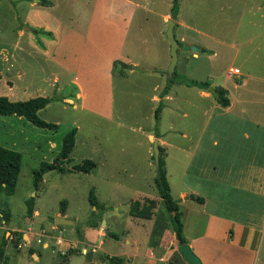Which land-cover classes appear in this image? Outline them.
Wrapping results in <instances>:
<instances>
[{
    "label": "rangeland",
    "instance_id": "374dc122",
    "mask_svg": "<svg viewBox=\"0 0 264 264\" xmlns=\"http://www.w3.org/2000/svg\"><path fill=\"white\" fill-rule=\"evenodd\" d=\"M138 2L144 6V10L139 9L136 13L128 29L123 50L142 67H134L133 71L127 72L125 78L121 74L120 65L115 69L113 114L112 118L108 119L96 114L84 115L82 111L74 109L71 104L62 100V96L72 92L73 86L60 82L59 90L58 84L52 78L54 68L51 63L46 62L48 58L42 52L24 49V38L17 34L21 27L29 26L27 21L22 24L26 0H0V94L5 95L3 92L14 83L20 95L12 100H25L39 95L50 97V102L38 115L47 122L57 124L56 128L49 129L35 126L25 118L13 114L0 115V145L21 154L14 192L11 195H0V208L9 212L8 220L0 216V220L6 223H0L5 227L0 228V264H89L93 259L95 261L92 264H111L107 258L89 259L82 251L83 247L87 248L89 245L81 242L71 243L70 249L64 252H60L59 247L55 249L53 244L43 248L42 242L47 240V236L53 235L54 229L62 227L66 234L72 236L65 238L77 239L79 232L85 227H91V219H98L102 215L106 217L105 228L109 226L110 231L119 229L117 231L121 233L127 206L134 200H138L142 206L152 199L154 214L168 222L169 213L164 209L154 183L157 171L152 155L153 142L149 140L148 134L156 131L164 133L165 138L169 140L184 142L185 140L179 137L180 131L192 132L199 123L213 124L216 121L228 120L236 123L246 122L231 115L225 118L221 111H214L212 114L209 105L189 90V86L180 83L178 78L174 79L170 87L172 98L165 102L159 119H154L153 111L159 99L153 101L152 96H158L161 90L155 91L154 86L160 83L165 85L167 81L165 63L170 57V41L166 36L167 23L163 14L170 13L171 0ZM260 4H264V0H178L179 17L185 26L173 27L175 39L181 42L180 33L202 39L215 53L217 49L218 55L193 59L192 51L179 45L175 71L188 78L207 80L209 86L215 90L221 86L216 82V77L214 79L208 74L216 75L218 72L219 75L224 72L225 77L229 66L238 67L242 71L253 67L252 71L264 74V63H253L252 66L250 61L253 57L245 63V47L241 42L246 24L245 13L256 9ZM262 12L264 13V10ZM256 20L264 21V17H257ZM232 28H241L235 41L238 55L233 58L234 48L222 49L208 37L197 34V30H200L217 35L220 31ZM44 35L47 36L45 38H52V35ZM34 42L42 47L39 36H35ZM149 66L152 67L148 68ZM227 74L230 78L229 69ZM244 88L250 92L260 91L264 94V82L248 81ZM207 93L210 95V92ZM71 128H77L75 144L69 159L59 162L66 170L60 172L54 167L53 161L59 151L62 137ZM169 128L178 129L180 133L168 130ZM168 152L163 166L170 194L177 199L181 187H189L197 181V164L203 162L206 156L201 160L196 157L188 173L186 171L187 175L182 177V157L173 149ZM85 158L96 162V167L89 172L72 169L74 164ZM44 162H47L48 166H44V172L34 185V171L39 170ZM91 191L96 197V205L89 201ZM144 194L147 196H141ZM29 199H32L38 215L46 217L37 224L42 228L44 236L39 235L38 242L34 239L31 242V247L37 250L38 259L31 256L26 246L20 250L15 249V245L23 242L22 235L10 230L11 227L24 229L28 223L33 227L37 226L33 223V217L32 222L25 219L26 201ZM63 200L65 203L62 210ZM179 204L183 211L180 200ZM61 211L65 218L73 220L78 226L56 225L55 228H49L55 225L54 218ZM113 220L117 222L118 227L116 224L112 227ZM99 224L102 227L101 220ZM5 231H8L7 237L12 235L13 238L3 249L7 240ZM24 238H27V232ZM261 256L264 260V239L260 259Z\"/></svg>",
    "mask_w": 264,
    "mask_h": 264
},
{
    "label": "crops",
    "instance_id": "0c3cea01",
    "mask_svg": "<svg viewBox=\"0 0 264 264\" xmlns=\"http://www.w3.org/2000/svg\"><path fill=\"white\" fill-rule=\"evenodd\" d=\"M25 8L22 24L27 21L30 27H21L17 34L24 38V49L42 52L48 58L46 62L54 68L52 78L59 90L60 82L73 86V93L62 96V100L84 115L96 114L111 119L115 69L120 65L125 78L134 67H142L127 56L123 49L128 29L138 10H144V6L138 0H26ZM262 10L264 4L245 13L246 24L241 42L245 47L244 61L247 64L249 58L253 57L250 61L252 66L253 63H264V21L256 20L257 17H264ZM163 18H171L170 13L165 12ZM174 22V27L185 26L179 11ZM240 29L220 31L217 35L197 30V34L208 37L222 49L234 48L233 58L238 55L235 41ZM44 34L52 35V38H45L47 36ZM35 36L40 37L42 47L34 42ZM180 41V46L189 44L198 47V51L185 49L192 51L193 59L218 55L217 49L215 53L202 39L180 33ZM169 61L170 57L165 65ZM252 69L242 71L238 68L239 73L230 75V78L227 72L225 77L224 72L219 75L218 72L216 75L208 74L214 79L216 77L219 86L227 90V106L218 104L216 98L207 93L208 88L189 86V90L209 105L212 114L221 111L225 118L231 115L246 122H204L197 124L192 132L182 130L181 133L178 129H168L179 132L184 142L169 140L164 133L156 131L157 137L154 133L148 134L149 140L158 139V145L163 149L164 163L169 149L182 157V177L187 175L196 157L201 160L206 156L203 162L197 164V181L189 187H181L177 198L186 243L203 264H264L262 256L259 258L264 239V94L244 88L248 81L264 82V74ZM8 87L3 92L8 98L19 97L20 92L14 83ZM163 87L164 84L160 83L154 89L159 91ZM170 87L171 84L161 98L155 94L152 96L153 101L160 99L162 102L159 114L165 102L172 98ZM190 195L203 197V202L192 200ZM179 200L183 204V211ZM129 207L130 203L120 228L122 234L118 232L119 229L110 231L108 226L107 232L116 235L109 236L99 224L85 227L77 239H67L65 236H72L66 234L62 227L54 229L53 235L47 236V240L42 242V247L48 248L53 244L55 249L59 247L60 252H64L70 249L71 243L81 242L91 246V252L96 254L93 258H107V261L108 257L116 256L123 264H188L177 251L178 242L169 220L167 222L157 217L154 208L149 218L134 216L129 214ZM32 215H38L34 207ZM101 218L106 221L104 215ZM25 219L32 222L28 217ZM0 221L6 224L4 220ZM115 224L117 222L113 220L112 227ZM10 230L22 235L23 242L15 245V249L26 246L28 250L32 249L33 252H29L31 256L38 259L37 250L31 247V242L33 239L38 242L39 235L44 236L40 225L33 227L28 223L24 229L11 227ZM57 232L59 235H56ZM12 238V235L7 237L3 249ZM85 249L83 247L82 251Z\"/></svg>",
    "mask_w": 264,
    "mask_h": 264
},
{
    "label": "trees",
    "instance_id": "16d2710c",
    "mask_svg": "<svg viewBox=\"0 0 264 264\" xmlns=\"http://www.w3.org/2000/svg\"><path fill=\"white\" fill-rule=\"evenodd\" d=\"M178 13V0H171L170 6V16L174 19ZM178 78L180 83H183L187 86H197L202 89H207L209 87L208 81H196L194 79L188 78L184 75H181L174 72L171 79L167 80L164 87L158 94V97L161 98L168 90L169 85L174 82V79ZM219 96L215 99V101L221 106H227L229 104V99L227 97V90L223 87H218L216 89ZM50 102V97L47 96H35L25 100H12L8 98L6 95L0 94V115H16L19 117L25 118L31 124L43 127V128H56L57 124L52 122H47L41 119L38 115L39 111L44 108ZM162 106V102L159 99L157 106L153 111V116L155 120H158V115L160 108ZM75 132L76 128H71L61 140V145L59 151L54 158L53 164L54 167L60 171H66L64 167L60 165V161L68 160L70 157V153L73 149L75 142ZM154 135L157 137L158 135L154 132ZM163 149L159 146V168L157 174L154 178L155 187L158 192V196L160 201L164 207V209L169 213V222L171 223V228L174 233V236L177 239L178 245L186 243V239L182 232V222H181V211L179 210L178 200L174 199L170 194V187L166 178V171L163 166L164 161L162 157ZM20 161L21 154L13 149L4 147L0 145V195H11L14 192L16 179L20 169ZM44 166H48L47 162H44L42 167L39 170L34 171L33 182L34 185L37 184V181L40 179L41 173L44 172ZM95 166V162L92 159L85 158L80 163L74 164L72 166L73 170L80 172H89ZM190 198L196 202L202 203L203 197L198 195H190ZM89 201L92 205H96V197L92 193H89ZM61 205V209H64L63 200ZM153 200L149 199L147 205H139L137 200L133 201L129 207V214L149 218L152 214ZM33 213V202L32 199L26 201V217L32 220ZM0 216H3L4 219H9V212H4L3 209L0 208ZM101 220V216L98 219H91L89 221V225L98 226L99 221ZM107 235L115 237L116 235L113 232H107ZM179 252V250H177ZM2 252V249H1ZM29 252L32 253V249H29ZM180 253V252H179ZM108 261L111 264H123L120 259L116 256L108 257Z\"/></svg>",
    "mask_w": 264,
    "mask_h": 264
},
{
    "label": "water",
    "instance_id": "95a60500",
    "mask_svg": "<svg viewBox=\"0 0 264 264\" xmlns=\"http://www.w3.org/2000/svg\"><path fill=\"white\" fill-rule=\"evenodd\" d=\"M167 23V29H166V36L170 41V50H169V55H170V61L167 65V70H166V80L171 79L175 72V65L177 62V49L179 47L178 41L175 39L174 34H173V27H174V20L172 18H169L166 20ZM183 49H191L193 51H198V47L194 45H189V44H183L182 45ZM130 67V65H127ZM208 91L211 93V95L215 98L219 96L218 92L212 88L208 87ZM152 155H153V162L156 168V171H158L159 168V145H158V139L153 138L152 140ZM46 219L45 216H40V215H34L33 216V223L39 224L41 221ZM102 222V227L104 229V232H107V228H105V221L104 219H101ZM54 224L55 225H76V223L73 220L67 219L64 217L63 211H61L55 218H54ZM178 250L183 257V259L188 263V264H203L200 259L193 253V251L190 249L187 243H183L178 245ZM84 252L86 253L87 257L91 259L93 256H96V254L91 252V246L89 245ZM89 264H92L90 262ZM168 264H173L172 262H169Z\"/></svg>",
    "mask_w": 264,
    "mask_h": 264
},
{
    "label": "built area",
    "instance_id": "2783aa9c",
    "mask_svg": "<svg viewBox=\"0 0 264 264\" xmlns=\"http://www.w3.org/2000/svg\"><path fill=\"white\" fill-rule=\"evenodd\" d=\"M239 73V70L238 68H231L229 69V74L232 75V74H238Z\"/></svg>",
    "mask_w": 264,
    "mask_h": 264
}]
</instances>
